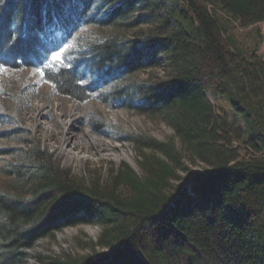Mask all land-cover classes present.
Here are the masks:
<instances>
[{
	"label": "trees",
	"instance_id": "1",
	"mask_svg": "<svg viewBox=\"0 0 264 264\" xmlns=\"http://www.w3.org/2000/svg\"><path fill=\"white\" fill-rule=\"evenodd\" d=\"M217 10L241 28L264 22V0L0 2V66L41 67L57 94L119 103L175 134L126 136L137 166L88 177L17 136L26 145L3 151L12 159L0 166V264H26L39 240L79 223L100 228L91 252L54 264H264L262 35L240 45ZM86 25L93 35L51 66ZM147 69L164 74L134 76ZM210 87L229 95L249 136L208 98Z\"/></svg>",
	"mask_w": 264,
	"mask_h": 264
},
{
	"label": "rangeland",
	"instance_id": "2",
	"mask_svg": "<svg viewBox=\"0 0 264 264\" xmlns=\"http://www.w3.org/2000/svg\"><path fill=\"white\" fill-rule=\"evenodd\" d=\"M142 14L139 12L137 16L141 18ZM217 17L226 24L233 22L222 10H217ZM233 25H236L234 33L242 46L257 45L260 39L257 29L261 31L259 54L264 57V22L249 28H241L237 22ZM95 29L94 25L81 27L69 42L63 43L61 49L51 55L48 63L54 66L65 59L72 42L79 37H91ZM132 31L126 33L131 35ZM163 74L161 69H147L134 76L147 79ZM206 93L215 105L238 121L247 136L250 135L247 123L240 118L241 112L238 113V107H234L228 94L221 93L217 87L208 88ZM65 118L73 122L67 125L63 123ZM70 127L71 132L79 136L78 141L67 140ZM7 132H15L14 138L3 136ZM132 135L161 140L175 138L173 129L164 121L137 114L119 103L112 106L96 98L80 102L57 94L45 80L41 67L12 69L0 66V166L12 159L2 154L3 151L26 145L17 140L20 136L36 139L55 155L58 163L71 169L75 175L103 174L122 161L137 166L138 150L131 142L122 140ZM176 141L179 143L177 137ZM193 167L200 169L197 165ZM5 181L0 172V185ZM99 231L100 228L92 223H79L58 231L37 242L30 250L31 257L26 264H54V261H64L70 256L88 254L91 252L90 239H96Z\"/></svg>",
	"mask_w": 264,
	"mask_h": 264
},
{
	"label": "bare ground",
	"instance_id": "3",
	"mask_svg": "<svg viewBox=\"0 0 264 264\" xmlns=\"http://www.w3.org/2000/svg\"><path fill=\"white\" fill-rule=\"evenodd\" d=\"M64 117V116H63ZM73 122V120L72 119H66L65 118V120H64V122L63 123H66L67 125L68 124H70V123H72ZM71 130H72V128L70 127L69 128V130H68V132H67V136L69 135V138L67 139V140H70V142H75V141H78L79 140V136H77L75 133L73 134L72 132H71ZM92 140V139H91ZM94 142V141H93Z\"/></svg>",
	"mask_w": 264,
	"mask_h": 264
},
{
	"label": "snow or ice",
	"instance_id": "4",
	"mask_svg": "<svg viewBox=\"0 0 264 264\" xmlns=\"http://www.w3.org/2000/svg\"><path fill=\"white\" fill-rule=\"evenodd\" d=\"M0 2H2V0H0Z\"/></svg>",
	"mask_w": 264,
	"mask_h": 264
}]
</instances>
